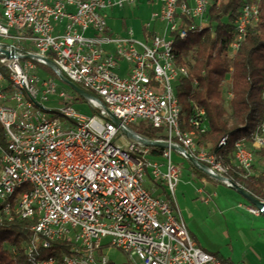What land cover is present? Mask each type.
<instances>
[{
    "label": "built area",
    "instance_id": "2783aa9c",
    "mask_svg": "<svg viewBox=\"0 0 264 264\" xmlns=\"http://www.w3.org/2000/svg\"><path fill=\"white\" fill-rule=\"evenodd\" d=\"M139 1L0 0V118L3 137H11L19 149V157L2 159L7 175L0 177V199L18 178L40 181L41 196L29 208H21L27 190L10 207L40 209L28 243L32 252L36 245L61 242L73 262L87 264H115L107 255L110 248L124 252L133 264H224L214 253L202 255L197 241L188 240L175 202L181 166L173 160L174 149L210 177L226 176L213 153L177 140L172 131L177 81L163 61L166 44L204 26L215 0H147L159 8L143 26L142 38L132 28L114 33L109 11ZM254 22L253 7L244 6L231 53ZM62 76L94 92L97 99L80 97L91 114L78 106L70 85L60 88ZM14 85L28 86L34 104L13 93ZM38 103L47 104V111H37ZM51 109H64L65 117H51ZM192 121L202 131L208 128L200 119ZM140 125L153 128L156 138L143 136ZM118 127L134 138L123 145L124 153L109 149ZM256 151L264 155V124L235 149V164L252 173ZM221 181L234 185L227 177ZM240 206L253 215L264 210L250 201Z\"/></svg>",
    "mask_w": 264,
    "mask_h": 264
},
{
    "label": "trees",
    "instance_id": "16d2710c",
    "mask_svg": "<svg viewBox=\"0 0 264 264\" xmlns=\"http://www.w3.org/2000/svg\"><path fill=\"white\" fill-rule=\"evenodd\" d=\"M248 4L258 6V18L248 26L237 51L231 53L236 20ZM205 20L204 26L189 28L186 37L175 35L174 38L177 62L187 68V74L176 85L182 107L181 128L194 130L201 147L232 165L227 176L233 184L242 185L264 201V169L254 166L249 173L234 162L236 142L252 140L255 131L264 124V0H215ZM202 110L205 113L199 116ZM194 118L206 122L208 128L199 129L193 124ZM138 131L149 139L156 138V131L151 127L140 125ZM225 135L228 141L220 145ZM0 138L4 140L1 125ZM193 167L198 174L215 179L196 165ZM35 221L20 215L8 218L0 207V264H34L49 256L60 257L62 248L67 250L63 243L56 242L50 250L29 256L25 243L34 236ZM221 260L230 264L226 259Z\"/></svg>",
    "mask_w": 264,
    "mask_h": 264
},
{
    "label": "crops",
    "instance_id": "0c3cea01",
    "mask_svg": "<svg viewBox=\"0 0 264 264\" xmlns=\"http://www.w3.org/2000/svg\"><path fill=\"white\" fill-rule=\"evenodd\" d=\"M189 161L187 180L178 183L184 204L177 206L191 235L203 249L230 264H257L264 244V213H250L240 206L248 200L234 187L198 174ZM196 177L209 180L208 185L192 189L190 182Z\"/></svg>",
    "mask_w": 264,
    "mask_h": 264
},
{
    "label": "bare ground",
    "instance_id": "6f19581e",
    "mask_svg": "<svg viewBox=\"0 0 264 264\" xmlns=\"http://www.w3.org/2000/svg\"><path fill=\"white\" fill-rule=\"evenodd\" d=\"M97 0H69L70 3L73 5H80V4H91ZM245 7H253V11H255V21L259 15L258 6L255 4H248ZM202 27V26H201ZM189 32V29H188ZM188 32H184L180 37L184 38L188 35ZM238 33V26H236V35ZM241 35L238 38V42L234 45V53L237 51L240 45V41L245 37ZM163 61L165 64L168 65V69L170 72H173V75L178 83L179 79L187 74V68L183 65H180L177 62L176 54L174 51V41L169 42L166 44V53L163 54ZM13 93L19 94L26 104H34V97L31 94V90L26 85H14L13 86ZM172 101L174 102V110H173V117H175V122L172 123V131L177 135V140L181 141H189L193 147L197 149H203L204 151H208L207 149L201 147L196 139H195V131H183L181 128V114H182V107L177 96V92L175 91L172 93ZM37 111L39 112H46L47 111V104L45 103H38L37 104ZM205 112L202 110V114ZM51 117L54 118H63L65 117V110L64 109H51ZM194 124V123H193ZM0 125L2 127V118H0ZM198 128L199 126L195 124ZM205 125H208L205 122ZM200 129V128H199ZM260 131V128L255 131V134ZM3 134V132H2ZM4 140L0 138V177H6L7 175V163L2 161V159H6L7 156L10 157H19V149L18 147H14L12 143L11 137H3ZM241 139L238 140L235 144V149H238L240 143L242 142ZM228 141V136L225 135L222 137L220 141V145L226 144ZM109 149L111 151H115L116 153H124V146L121 144H117L114 139H110L109 141ZM213 157L216 161L219 162V171L223 172L225 176L228 178V181L233 184L230 178L227 176V173L231 170L232 165L225 164L223 161L219 160L215 154ZM27 190V196H23V200H21V208H29V203L31 201H36L41 196V185L40 181H35L32 178H18L14 181L11 187L8 188L6 195L3 199H0V207L1 209H8V211H4L5 215L8 218H12L13 215H20L22 217H31L35 218V223L32 225L38 224V219L40 216V209L37 206H30V209L21 210L20 208H10L17 205L18 197L22 195V193ZM188 240H195L191 235L190 231H188ZM30 240L25 243V251L29 256H33L37 254L40 250H50L54 244H44V245H36V252H32L31 247L28 245ZM60 245H58V248ZM202 255H212V252H209L202 248ZM57 261L59 264H87L86 262H73L71 260V256L67 254V250L62 248V253L60 257L56 256H49L46 258L38 259L36 261Z\"/></svg>",
    "mask_w": 264,
    "mask_h": 264
},
{
    "label": "rangeland",
    "instance_id": "374dc122",
    "mask_svg": "<svg viewBox=\"0 0 264 264\" xmlns=\"http://www.w3.org/2000/svg\"><path fill=\"white\" fill-rule=\"evenodd\" d=\"M158 5H152L149 2H147V0H140L138 2V4H134V5H126L124 8L122 9H115V10H111L109 11V18H108V22H109V26L111 27V29L113 30L114 33L117 34H126L127 30L129 28H132L135 32V36L138 38H142V32H143V26L145 25V23L150 19V15L151 12L153 10L158 9ZM126 65V63H124ZM59 84H60V88L61 89H65L68 90L69 89V84H67L64 80L60 79L59 80ZM228 87V85H227ZM76 93V92H75ZM78 99L81 97L79 94H77ZM226 100H228V96L226 94ZM80 108L82 111H84L87 114H91V112H93V109L91 107H89V105L84 104L83 102L81 103L79 100L78 103ZM225 106L228 107V102L225 101ZM138 125H132V128L136 129ZM114 140L117 144H121V145H126L127 143L130 144L131 142L134 141V138L129 137L120 127H118V132L116 134V136L114 137ZM126 149V147H124ZM255 167H264V155L263 153L260 154L259 151L255 152ZM173 160L176 163H179V165L181 166V171H180V181L181 180H187V175H188V163H190L188 158L183 157L178 150L174 149L173 150ZM151 169H148V172L150 173ZM209 180H202V178L200 177H196L195 178V182H190V187L192 189H196L198 186H203V184L205 183V185H208ZM226 185V183H224ZM146 185L150 188L151 185V181L147 180L146 181ZM224 187V186H223ZM226 188V187H224ZM223 189V188H222ZM228 189V188H227ZM225 189V190H227ZM181 190L180 188L176 187V193H175V202L176 204L179 206L183 205L184 203H182V194L180 193ZM159 193V191L157 192V194ZM179 206V207H180ZM183 209V208H182ZM107 255L108 257L115 262V264H133L129 261V258L127 257V255L115 248H110L109 250H107ZM259 258H257L256 262L257 264H264V244H261V253H260ZM137 262L139 263L140 260L136 259ZM240 263V262H238ZM237 263V264H238Z\"/></svg>",
    "mask_w": 264,
    "mask_h": 264
},
{
    "label": "water",
    "instance_id": "95a60500",
    "mask_svg": "<svg viewBox=\"0 0 264 264\" xmlns=\"http://www.w3.org/2000/svg\"><path fill=\"white\" fill-rule=\"evenodd\" d=\"M48 64L50 67H54L53 62L50 59H47ZM62 79L68 83L81 97L84 98H94L97 99V97H95L92 93H90L89 91L85 90L84 88L80 87L79 85H77L76 83L70 81L69 79H67L66 77L62 76ZM112 119L115 121V123L120 126L122 124L121 120L118 119L117 117H112ZM146 142L148 144L151 145H155V146H167V144L165 143H160V142H156V141H151V140H146ZM182 149V148H181ZM194 162L196 161L195 158H191ZM205 169V167H204ZM217 179L219 180H223L226 177L218 175L216 176ZM233 187L241 194L243 195L248 201H250L251 203L255 204L256 206L260 207V208H264V201L259 200L258 198H256L254 195H252L251 193H249L242 185L240 184H234ZM264 213V210H263Z\"/></svg>",
    "mask_w": 264,
    "mask_h": 264
}]
</instances>
